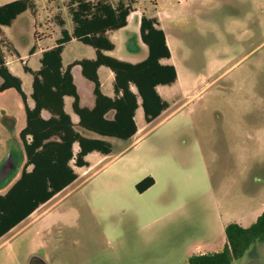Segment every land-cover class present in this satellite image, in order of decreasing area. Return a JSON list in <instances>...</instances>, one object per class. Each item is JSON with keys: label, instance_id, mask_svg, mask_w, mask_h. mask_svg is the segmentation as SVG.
Instances as JSON below:
<instances>
[{"label": "rangeland", "instance_id": "374dc122", "mask_svg": "<svg viewBox=\"0 0 264 264\" xmlns=\"http://www.w3.org/2000/svg\"><path fill=\"white\" fill-rule=\"evenodd\" d=\"M10 1L13 0H0V5ZM34 1L35 12L27 10L4 28L5 37L21 57L7 54V65L22 80L28 97L32 76L22 67L25 64L32 70L40 68V50L60 36L54 16H62L67 29L73 26L66 0ZM136 5L135 15L143 11L155 16L169 41L168 63L175 67L177 80L159 90L169 108L147 125L142 110L137 112L141 131L136 136H142L138 142H134L137 137L127 142L109 138L111 155L98 161V153L90 154L86 158L90 162L87 170L71 162L77 180L38 212L50 209V215H56L58 221L41 236L50 247L36 251L49 257V264H188L187 242L207 245L225 240L224 233L217 230L216 220L224 210L220 204H211L210 195L201 198L191 214L184 210L187 219L182 224L168 219L151 224L142 232L152 235L150 244H142V233L128 244L116 241L105 232V220L93 210L99 202L98 184L104 177L151 171L150 147L154 144L166 146L168 142L182 150L194 142L195 134L173 135L172 128L210 130L213 149L208 158L209 182L217 199L235 206L247 199L242 209L248 217L244 228L253 223L249 217L252 210L264 205V0H138ZM110 38L116 46L113 57L125 61L144 57L137 46L140 39L134 14L128 27L112 32ZM36 43L37 52L31 56L29 50ZM92 57L91 47L73 40L65 46L63 64ZM105 71L108 69L103 68L102 73ZM77 84L83 103H88L91 84ZM103 90L108 93L110 83ZM24 126L25 114L18 94L13 89L0 93V164L9 153L20 161L18 170L0 186V194L20 175L24 152L19 132ZM77 151L76 145L74 154ZM72 209L77 214H72ZM29 222L0 239V264H28L31 243L39 239ZM233 264H264V244L252 245Z\"/></svg>", "mask_w": 264, "mask_h": 264}, {"label": "trees", "instance_id": "16d2710c", "mask_svg": "<svg viewBox=\"0 0 264 264\" xmlns=\"http://www.w3.org/2000/svg\"><path fill=\"white\" fill-rule=\"evenodd\" d=\"M66 1L73 24L71 32L66 28V20L56 14L54 23L60 37L55 46L42 52L38 70L33 71L25 64L22 67L24 73L32 76V108L27 104L21 79L7 66V54L20 56L2 27L11 26L27 10L35 12L36 4L34 0H14L0 5V93L15 90L25 114V126L19 132L23 166L19 177L0 194V239L78 178L71 162L77 168H87V155H111L112 145L106 138L131 140L138 130L135 123L138 108L142 110L145 124L166 111L169 103L160 96L157 87L172 85L177 80L175 67L161 63L169 60L171 53L156 17L143 15L140 19V39L147 47L143 61L132 64L104 54L115 49L107 33L127 26V18L135 11L138 0ZM72 40L91 47L95 57L76 60L63 67L62 52ZM34 52L35 46L29 50V55ZM76 65L80 66L83 78L93 85L91 108L80 105L71 73ZM100 67L108 68L114 75L113 97L101 91L97 73ZM65 97L73 99L71 109L78 118L77 123H73L64 109ZM43 110L50 114L48 119L42 118ZM85 133L98 137H88ZM75 144L78 146L76 154L73 152ZM152 184V178H145L136 189L143 192ZM224 234L226 243L221 251L193 255L187 263L233 264L242 259L252 245L264 244V211L248 227L228 224Z\"/></svg>", "mask_w": 264, "mask_h": 264}, {"label": "crops", "instance_id": "0c3cea01", "mask_svg": "<svg viewBox=\"0 0 264 264\" xmlns=\"http://www.w3.org/2000/svg\"><path fill=\"white\" fill-rule=\"evenodd\" d=\"M136 6L137 5H135V11L132 12L127 18V26L119 30H123L128 27L130 17L132 16V14H134V19L136 20V25L138 26V35L140 39V34H139L140 19L143 15L146 14L145 12L142 11L139 13L138 16L135 15V13L137 12ZM147 17H155V16H147ZM4 28L5 27H2L3 32H4ZM66 28H67V21H66ZM57 29L59 31L58 27ZM68 31L71 32V30L69 29ZM112 32L107 33L110 40H111L110 34ZM59 37H56L54 39V43L52 45L48 47L46 46L45 49L40 50V58L43 51L51 49L52 47L55 46V41ZM165 37H166V43L170 48L166 34ZM40 41L42 40H38V42ZM137 44H138L137 46L141 49V51H143L144 57L142 58L138 57L139 59H135L133 61H126V62L135 64L143 61L146 58L147 47L142 43L141 39L140 42H137ZM36 45L37 43L34 45L35 52L33 54L37 52ZM136 49L138 50V48ZM113 51L104 52V54L112 56ZM63 52H62V64H63ZM134 55L136 54L134 53ZM94 57H95V52H94ZM94 57L89 59H93ZM19 59H21V57ZM83 59H88V58H83ZM77 60H81V59H77ZM74 61L76 60H73L70 63ZM161 63L169 64L168 60H162ZM68 64L66 65L63 64V67H66ZM103 68L106 67H100L97 71L101 83V91L103 92V94L109 97H113L114 75L108 68H106L108 69V71L103 72L104 78H102L101 73L103 71ZM71 73L73 76L74 84L78 91V95L80 97L77 81L79 82L81 81L88 82V81L85 80L81 75V68L78 65L74 66L71 69ZM106 83L107 84L110 83V90L108 91V93H105L103 90ZM91 86L93 90V85L91 84ZM160 87H164V86L157 87V91L159 94H160L159 90L161 89ZM29 98L30 96L29 97L27 96V104L30 108H32L34 106V103L31 100V98H30L31 102L29 103L28 101ZM88 98H89L88 103H83L80 97V105L88 108L93 107L94 105L93 93L92 96ZM72 101L73 99L71 97H65L64 109L66 113L70 115L73 123H77L78 118L72 112L71 109ZM68 107L70 108V112L67 111ZM139 110H141V108L137 109L136 115ZM136 115H135V123L138 130L137 133L132 137V139L134 137H137L134 142H138L142 138L141 135L136 136L141 131V128L138 127L136 122ZM41 116L44 119H48L50 117V114L47 111L43 110L41 112ZM170 133L173 135H179L182 133L195 134V136L193 137L194 142H192L188 147L182 150L178 149L175 146V144L168 142H166V146H163V144H158V145L154 144L150 147L151 157L153 160V165L150 168L151 171L138 172L133 175H119V174L110 175L104 177L98 184L97 193L99 196L98 198L99 202L95 205V209L93 210L95 211L96 215H98L100 218L105 220V232L112 235L116 241L122 244H128L132 237L142 233L151 224L158 222L162 219H168L170 223L182 224L187 219V217L183 214L184 210L186 209L187 213L191 214L194 211V206L197 205L198 201H200L201 198L208 195H210L211 197L212 205H215L216 203L220 204L221 208L224 210V213H222V215L219 214L216 217L218 224L217 230L219 231V234L224 233L225 227L230 223H236L243 227V222H245L246 219L248 218L247 215H244V211H242V209L244 210L243 206L247 203V199H245L244 203H242V200L240 199L241 201L239 206H235L234 204H232V202H225L224 199L221 200L219 197L217 199V193H215L213 186L209 182L210 170H209L208 158L212 154V149H213V141L210 136V130H206V128L204 127H192L187 129L172 128ZM85 135L88 137H98L90 133H85ZM108 139L109 138H106L107 141ZM76 145L77 144H75L74 146ZM108 156L100 155L97 159L98 161H101L102 159ZM86 161L90 165V162L87 159ZM79 169L87 170L86 167ZM28 170H30V168H28ZM145 178H152L153 184L147 189H145L143 192L137 191L136 185L139 184ZM51 200L41 205L29 217H27L24 221H22L19 225L15 227L17 228L21 224L30 220L28 225L34 227V234L35 236L39 237L38 243L35 242L31 243V248L28 253V264H49L48 261L49 257L38 254L36 251L38 248L41 249L47 247L48 249L50 247V243L48 242V240L44 241V238L41 239V236L46 232L48 233V231H50L52 226L58 223V221H56V215H52V214L50 215L51 212L50 209H46L43 210L41 213H38L40 209L44 207L46 204H48ZM246 211L247 210L245 209V212ZM263 211H264V205L255 207L252 210L251 214L249 215V217H251V221L254 223L257 217L261 215ZM71 213L77 214V210L72 209ZM14 229H12L6 235L11 233ZM6 235H4L3 237H5ZM151 236L152 235L149 233L148 234L142 233L141 235L142 244L152 243L153 239ZM225 243H226V239L224 240V238H222L219 243L215 242L207 245H201L199 242L195 243L193 241L187 242L189 247V248L187 247L188 248L187 256L189 258L193 255H202L207 253L219 252L223 249Z\"/></svg>", "mask_w": 264, "mask_h": 264}, {"label": "water", "instance_id": "95a60500", "mask_svg": "<svg viewBox=\"0 0 264 264\" xmlns=\"http://www.w3.org/2000/svg\"><path fill=\"white\" fill-rule=\"evenodd\" d=\"M12 127V125L10 126ZM19 167V157L9 153L0 164V186H3Z\"/></svg>", "mask_w": 264, "mask_h": 264}]
</instances>
